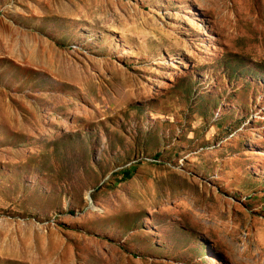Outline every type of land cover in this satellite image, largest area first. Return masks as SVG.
Here are the masks:
<instances>
[{
	"label": "rangeland",
	"instance_id": "1",
	"mask_svg": "<svg viewBox=\"0 0 264 264\" xmlns=\"http://www.w3.org/2000/svg\"><path fill=\"white\" fill-rule=\"evenodd\" d=\"M0 264H264V0H0Z\"/></svg>",
	"mask_w": 264,
	"mask_h": 264
}]
</instances>
